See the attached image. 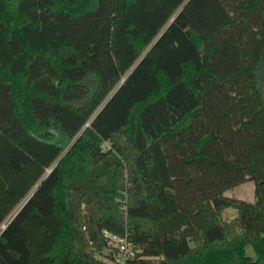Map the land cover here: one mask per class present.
<instances>
[{"label":"trees","instance_id":"1","mask_svg":"<svg viewBox=\"0 0 264 264\" xmlns=\"http://www.w3.org/2000/svg\"><path fill=\"white\" fill-rule=\"evenodd\" d=\"M263 58L264 0H0V264H264Z\"/></svg>","mask_w":264,"mask_h":264},{"label":"built area","instance_id":"2","mask_svg":"<svg viewBox=\"0 0 264 264\" xmlns=\"http://www.w3.org/2000/svg\"><path fill=\"white\" fill-rule=\"evenodd\" d=\"M106 146H110V144L107 142ZM104 234L109 238L113 246L106 249V253L112 256L109 259L110 264H125L126 260L134 254L133 245L124 237H118L106 230H104Z\"/></svg>","mask_w":264,"mask_h":264},{"label":"rangeland","instance_id":"3","mask_svg":"<svg viewBox=\"0 0 264 264\" xmlns=\"http://www.w3.org/2000/svg\"><path fill=\"white\" fill-rule=\"evenodd\" d=\"M264 60V58H263ZM264 62V61H263ZM264 80V78H263ZM253 190H254V184L252 180H246L236 186H233L231 188L226 189L223 194L225 196L229 197H237L246 201H252L253 200ZM232 211L230 209H227L224 212V217L229 218L232 215ZM249 249V248H248ZM251 252V250H249Z\"/></svg>","mask_w":264,"mask_h":264},{"label":"clouds","instance_id":"4","mask_svg":"<svg viewBox=\"0 0 264 264\" xmlns=\"http://www.w3.org/2000/svg\"><path fill=\"white\" fill-rule=\"evenodd\" d=\"M162 38H163V37L161 36V39H162ZM157 42H158V41H157ZM145 58H147V57H145ZM133 74H134V73H133ZM130 78H131V76L128 77V79H130ZM125 83H127V80H125V81L120 85V88H122V87L124 86ZM120 88H117V89H115V90L113 91L112 96L109 98V102H111V99H114L115 96L119 94Z\"/></svg>","mask_w":264,"mask_h":264},{"label":"water","instance_id":"5","mask_svg":"<svg viewBox=\"0 0 264 264\" xmlns=\"http://www.w3.org/2000/svg\"><path fill=\"white\" fill-rule=\"evenodd\" d=\"M172 19V18H171ZM5 226V224H2V228Z\"/></svg>","mask_w":264,"mask_h":264}]
</instances>
